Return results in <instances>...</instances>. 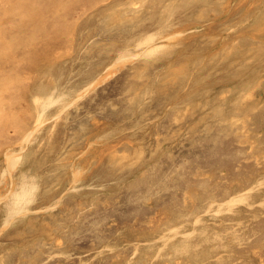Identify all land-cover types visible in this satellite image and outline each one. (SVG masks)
<instances>
[{
	"label": "rangeland",
	"instance_id": "obj_1",
	"mask_svg": "<svg viewBox=\"0 0 264 264\" xmlns=\"http://www.w3.org/2000/svg\"><path fill=\"white\" fill-rule=\"evenodd\" d=\"M0 264H264V0H0Z\"/></svg>",
	"mask_w": 264,
	"mask_h": 264
},
{
	"label": "bare ground",
	"instance_id": "obj_2",
	"mask_svg": "<svg viewBox=\"0 0 264 264\" xmlns=\"http://www.w3.org/2000/svg\"><path fill=\"white\" fill-rule=\"evenodd\" d=\"M253 19V18H252ZM162 33V32H161ZM180 34V33H179ZM178 35V34H177ZM149 37V36H148ZM156 38V37H155ZM166 38V37H165ZM145 39H146V37H145ZM176 39V38H175ZM151 40V39H150ZM144 42V41H143ZM150 42V41H149ZM162 44V43H161ZM165 44V43H164ZM167 45V44H166ZM149 46V45H148ZM154 48V47H153ZM159 49V48H158ZM157 50V49H156ZM149 51V50H148ZM158 51V50H157ZM153 53V52H152ZM146 54V53H145ZM147 55V54H146ZM254 85V84H253ZM252 86V85H251ZM250 87V86H249ZM55 97V96H54ZM39 99V98H38ZM74 99V98H73ZM76 102V101H75ZM4 115V114H3ZM220 119V118H219ZM36 121H37V119H36ZM6 122V121H5ZM35 127V126H34ZM21 143V142H20ZM23 143V142H22ZM251 148V147H250ZM176 166V165H175ZM177 168V167H176ZM29 177V176H28ZM31 179V178H30ZM33 179V178H32ZM34 180V179H33ZM29 181V180H28ZM30 183V182H29ZM32 183V182H31ZM34 184V183H33ZM242 199V198H241ZM233 201H235V200H233ZM223 203V202H222ZM236 205V204H235ZM212 214V213H211ZM189 220V219H188ZM207 222V221H206ZM219 223V222H218ZM188 225V224H187ZM191 228V227H190ZM175 231H177V230H175ZM184 231V230H183ZM190 231H188V233H189ZM187 233V232H186ZM210 234V233H209ZM181 235V234H180ZM185 235V234H184ZM155 239H157V238H155ZM163 243H165V242H163ZM163 245V244H162ZM182 251V250H181ZM195 251V250H194ZM190 252V251H189ZM153 256V255H152ZM220 257V256H219ZM221 262V261H220Z\"/></svg>",
	"mask_w": 264,
	"mask_h": 264
}]
</instances>
